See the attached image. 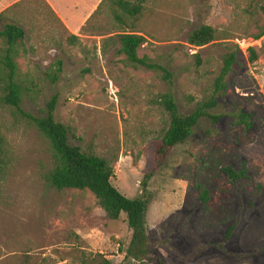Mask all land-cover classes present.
I'll return each instance as SVG.
<instances>
[{"label": "rangeland", "instance_id": "rangeland-1", "mask_svg": "<svg viewBox=\"0 0 264 264\" xmlns=\"http://www.w3.org/2000/svg\"><path fill=\"white\" fill-rule=\"evenodd\" d=\"M8 1L7 9L20 2ZM120 1L141 12L130 18ZM141 1L21 0L3 8L0 30L14 23L27 35L28 53L18 59L30 87L22 109L43 117L56 97L55 119L68 128L69 144L111 162L112 184L126 197H138L150 176L153 253L133 264H264V36L255 39L264 29V0ZM203 25L216 30V41L190 46ZM123 31L144 36L138 55L173 74L181 115L218 101L210 114L219 122L203 119L164 160L157 150L170 125L161 102L169 87L163 72L117 53ZM228 53L238 60L217 93ZM57 61L62 73L52 84L47 73ZM242 112L252 115L251 129L235 125ZM0 133V264H123L132 237L126 215L110 221L90 191L56 190L47 180L49 142L14 109L0 108ZM227 166L249 171L240 194L222 171ZM198 187L211 195L207 214L195 202Z\"/></svg>", "mask_w": 264, "mask_h": 264}, {"label": "trees", "instance_id": "trees-1", "mask_svg": "<svg viewBox=\"0 0 264 264\" xmlns=\"http://www.w3.org/2000/svg\"><path fill=\"white\" fill-rule=\"evenodd\" d=\"M19 3L21 1L10 8L16 7ZM119 3L120 8L130 18H135L141 12L142 6L123 1ZM141 3H143V0ZM261 11L264 13V6L261 7ZM3 13L0 14V17ZM116 19L124 23L122 16L116 15ZM263 36L264 29L255 39L259 40ZM117 37L119 43L117 53L119 55L125 56L133 66L163 72V80L166 81L169 87V92L162 95L161 101L170 115V125L157 150L160 159H166L176 146L185 143L194 134L195 128L203 119L208 118L214 123L219 122L220 117L210 114V111L218 105V101L214 98L199 104L190 114L181 115L172 94L173 74L167 68L152 62L148 57L141 58L138 55L139 48L147 41L146 38L138 35L136 31H123ZM26 39L25 30L14 23L5 24L3 29L0 30V108L5 106L14 109L35 125L40 134L49 142L54 154V168L48 175L47 180L56 190L90 191L96 197L99 206L104 210L110 221H118L122 214L126 215L132 237L126 249L123 264H133L145 260L153 253V243L147 232L146 220L149 206L153 200V195L148 190L150 176H146L142 182L143 190L138 197L133 199L126 197L112 184L115 169L111 162L96 155L87 154L79 147L69 144L68 128L55 119L56 97L48 103L47 111L43 117H34L22 109L23 98L30 91L27 82L21 77L20 65L18 64V59L26 57L28 53ZM71 39L78 40L79 38L72 35ZM214 41H216V30L211 26L203 25L191 33L187 43L190 46L202 48ZM248 52L250 61L255 62L258 59L255 49L248 48ZM238 56V53H228L224 56L223 67L215 84L217 93L225 91L227 88L225 80L237 63ZM62 66V62L57 61L51 66V71L47 73V78L52 84L58 82L62 73ZM251 117V114L242 112L237 117L235 125L251 129L253 127ZM3 145L4 138L0 133V154L3 151ZM1 163L0 159V165ZM222 171L232 189L238 194L244 190L245 183L251 180L249 171L245 166L239 170L227 166ZM197 191L199 194L195 202L200 210L207 214L210 211L211 195L208 190H202L200 187L197 188ZM236 227L237 222L230 228L229 235L236 230ZM102 264L112 263L109 260H104Z\"/></svg>", "mask_w": 264, "mask_h": 264}, {"label": "crops", "instance_id": "crops-1", "mask_svg": "<svg viewBox=\"0 0 264 264\" xmlns=\"http://www.w3.org/2000/svg\"><path fill=\"white\" fill-rule=\"evenodd\" d=\"M17 1H21V0H17ZM9 1L8 0H0V13H2L4 10H3V8H6V7H8V6H6V4L8 3ZM7 9V8H6ZM79 27L77 26V28H72L71 27V30L72 31H74V30H76V29H78Z\"/></svg>", "mask_w": 264, "mask_h": 264}]
</instances>
